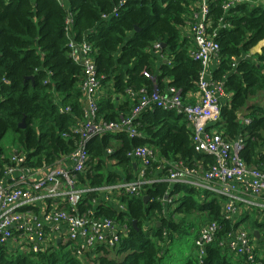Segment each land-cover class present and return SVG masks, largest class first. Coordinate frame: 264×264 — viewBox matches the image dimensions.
I'll return each instance as SVG.
<instances>
[{
	"label": "trees",
	"instance_id": "16d2710c",
	"mask_svg": "<svg viewBox=\"0 0 264 264\" xmlns=\"http://www.w3.org/2000/svg\"><path fill=\"white\" fill-rule=\"evenodd\" d=\"M120 1L65 0L62 6L58 0H0V174L14 152L9 153L3 144L6 137L10 145L29 152L36 164L51 165L76 147L74 138L63 137L84 118L85 107L83 70L69 56L65 31L69 11L75 14L74 39L89 41L94 47L101 80L99 117L103 120L120 121L132 115L137 97L129 90L152 91L157 87L166 91L174 87L185 102L199 100L202 65L191 54L194 40L183 34L198 0L131 1L119 9L117 17L104 20L102 16L113 14ZM226 2H211L209 26L220 45V62L212 76L223 82L228 95L216 128L229 141L242 136L245 148L241 157L249 166H262L264 47L261 52L252 51L264 41V0L256 5L241 4L228 12L224 10ZM157 42L164 44L166 61H159L153 53ZM59 104L70 106L72 113H61ZM139 119L136 127L145 138L109 132L91 140V169L86 176L91 185L124 181V175L114 168H136L127 153L138 146L148 145L157 153L149 177L161 173L157 167L164 161L214 162L213 157L195 151L193 130L184 115L155 108L142 112ZM109 148L112 154L107 153ZM80 177L85 182L86 177ZM169 194L177 198L167 208L164 200ZM93 195H85L88 205L82 206V211L91 205ZM225 200L185 185L146 184L138 196H119L115 203L103 201L99 206L98 216L130 228L115 248L103 247L85 258L62 242L37 254H13L0 248V264H247L244 255L233 254L221 244L246 221L250 222L258 263L264 264V219L259 216L250 221L248 212L239 221L227 219L223 214ZM117 204L124 209L117 210ZM212 222L221 229L200 259L195 242L203 226Z\"/></svg>",
	"mask_w": 264,
	"mask_h": 264
},
{
	"label": "built area",
	"instance_id": "2783aa9c",
	"mask_svg": "<svg viewBox=\"0 0 264 264\" xmlns=\"http://www.w3.org/2000/svg\"><path fill=\"white\" fill-rule=\"evenodd\" d=\"M58 1L62 6L65 4V0ZM131 1L144 0H121L113 14H104L102 18L109 20L110 16L117 17L119 9ZM212 1L198 0L191 20L184 27L185 35L195 42L191 54L202 65L198 79L199 100L185 102L182 93L174 87L166 91L157 87L152 91L129 90L132 97H137V103L132 115L122 117L120 121H105L99 117L101 80L93 48L87 41L77 42L74 39L75 14L68 12L65 31L69 38V56L83 70L85 107L84 118L72 127L71 132L63 133V137L74 138L76 147L51 165L36 164V159L24 149L17 148L10 155L0 174V248L13 254H37L62 242L69 244V248L80 258L93 255L103 247L115 248L128 235L130 228L120 221L98 216L99 206L103 201L113 203L119 196H138L146 184L168 182L224 196L223 214L230 220H233L232 215L241 211V207L264 213V165L249 166L241 157L245 148L244 138L239 136L229 141L216 128L222 102L228 95L223 82L215 81L212 76L214 67L220 62L216 33L213 36L209 31ZM261 1L227 0L224 10L228 12L241 4L256 5ZM153 50L159 61H166L162 43H155ZM144 75L153 79L148 72ZM155 108L184 115L193 130L195 151L213 157L214 162L164 161L157 167L161 173L149 177L148 170L156 161L157 153L148 145L138 146L127 153L136 166L135 179L106 186L91 185L86 177L91 169L88 148L91 140L109 132H124L130 138H145L136 126L140 123L142 112ZM59 110L63 114L72 113L70 106L60 105ZM107 153L112 154L113 149L109 148ZM80 175L86 177L85 182ZM87 193L94 195L91 205L82 211L81 207L88 205L85 200ZM176 198L167 195L164 200L167 208ZM116 207L123 210L125 206L117 204ZM220 229L218 223L212 222L200 230L195 242L200 250V259H203L207 246L215 241ZM241 229L231 233L221 244L233 254L244 255L247 264H259L250 233Z\"/></svg>",
	"mask_w": 264,
	"mask_h": 264
},
{
	"label": "rangeland",
	"instance_id": "374dc122",
	"mask_svg": "<svg viewBox=\"0 0 264 264\" xmlns=\"http://www.w3.org/2000/svg\"><path fill=\"white\" fill-rule=\"evenodd\" d=\"M263 43V42H262ZM261 44V43H260ZM259 46V45H258ZM257 48V47H256ZM256 48H254V49H256ZM258 49V48H257ZM3 144L4 145H6L7 146V149H8V152L10 153V151H15L17 148H18V146L17 145H10L9 144V138H5L4 140H3ZM245 208V207H244ZM243 207H241L240 208V210L241 211H237V213L236 214H234V215H232V217H231V219H233V220H240L241 219V217H242V215L244 214V213H246V212H248V213H250L249 215H250V221L251 220H254V219H256V218H258L259 216L261 217V219H264V213H260L259 215L258 214H255V212H253V210H250V211H247V210H245ZM242 212V213H241ZM247 213V214H248ZM258 215V216H257ZM177 218H179V217H177L176 216V218L175 219H177ZM178 220V219H177ZM190 222H195L194 220H190ZM189 222V223H190ZM249 223L250 222H243L242 224H241V226H240V228H242L240 231H246V232H249L250 233V225H249ZM195 230L196 229H193L192 230V232H191V235L189 236V240H190V243L189 244H191L192 243V240H193V235H194V233H195ZM263 248H264V246H263ZM261 255H263L264 256V249L261 251Z\"/></svg>",
	"mask_w": 264,
	"mask_h": 264
},
{
	"label": "crops",
	"instance_id": "0c3cea01",
	"mask_svg": "<svg viewBox=\"0 0 264 264\" xmlns=\"http://www.w3.org/2000/svg\"><path fill=\"white\" fill-rule=\"evenodd\" d=\"M183 34L185 35V32H184V30H183ZM86 41V40H85ZM69 42V41H68ZM88 43H90L89 41H87ZM91 44V43H90ZM92 45V48H93V57H94V47H93V44H91ZM163 45V48H164V44H162ZM154 46V45H153ZM264 47V41H263V43H261V44H259V46L256 48V49H254L253 51H252V53H256V52H261L262 51V48ZM152 50H153V47H152ZM154 51V50H153ZM154 53V52H153ZM95 60V59H94ZM57 102L58 103H61V100H60V98H58L57 99ZM60 105H62V106H64L63 104H59L58 106H60ZM133 164H134V167H136L135 166V163L133 162ZM138 166V165H137ZM115 170H117V171H119L120 173H122L124 176V179L125 180H128L127 179V177L129 176V175H133V177H134V179L136 178V171L137 170H135L136 168H134L133 170H131V171H125V170H123L122 168H119V167H115L114 168ZM113 169V170H114ZM113 203H115V201L113 202ZM116 206V205H115ZM259 237V236H258ZM257 237V239H259ZM256 241V240H255ZM256 243H258V241H256Z\"/></svg>",
	"mask_w": 264,
	"mask_h": 264
},
{
	"label": "water",
	"instance_id": "95a60500",
	"mask_svg": "<svg viewBox=\"0 0 264 264\" xmlns=\"http://www.w3.org/2000/svg\"><path fill=\"white\" fill-rule=\"evenodd\" d=\"M21 127H24V125H20ZM148 199V198H147Z\"/></svg>",
	"mask_w": 264,
	"mask_h": 264
}]
</instances>
